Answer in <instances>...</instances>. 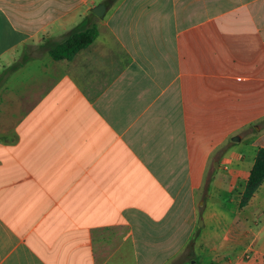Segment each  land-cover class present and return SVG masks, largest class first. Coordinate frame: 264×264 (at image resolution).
Returning <instances> with one entry per match:
<instances>
[{
    "label": "crops",
    "instance_id": "1",
    "mask_svg": "<svg viewBox=\"0 0 264 264\" xmlns=\"http://www.w3.org/2000/svg\"><path fill=\"white\" fill-rule=\"evenodd\" d=\"M0 72V264H264V0H0Z\"/></svg>",
    "mask_w": 264,
    "mask_h": 264
},
{
    "label": "trees",
    "instance_id": "2",
    "mask_svg": "<svg viewBox=\"0 0 264 264\" xmlns=\"http://www.w3.org/2000/svg\"><path fill=\"white\" fill-rule=\"evenodd\" d=\"M119 0H112L115 4ZM99 36V31L96 24L87 25L82 23L76 31L71 34L65 41L58 43L49 49V55L54 60L72 59L78 52L86 49ZM33 58L24 55L19 62H17L13 69H19ZM8 71L5 73L7 74ZM264 183V148L258 151L254 167L251 171L250 177L246 184L245 191L241 198L240 207H246L254 194L258 191L260 186Z\"/></svg>",
    "mask_w": 264,
    "mask_h": 264
},
{
    "label": "rangeland",
    "instance_id": "3",
    "mask_svg": "<svg viewBox=\"0 0 264 264\" xmlns=\"http://www.w3.org/2000/svg\"><path fill=\"white\" fill-rule=\"evenodd\" d=\"M35 51L37 53V50H35ZM4 67H5V69L3 70V72L8 69L7 64H5ZM7 71H5L4 73H6ZM0 74H1V72H0ZM250 131H255V128L252 127ZM232 142H234V139H232ZM212 171H215V168H213ZM227 176H228V174L222 173V177L223 178L225 177L224 178L225 180H226ZM223 178H221V176H220L217 181L224 180ZM211 179H212V177L210 176V178L208 179V183L211 181ZM213 182H214V180H213ZM223 204L225 206V214H226L225 221H219V219L215 216V212L220 210V208L219 209L217 207L214 208V204L211 201L208 202L207 206H205V207L203 206L204 207L203 208V214L205 213V215L207 216V220H208V224L203 227V233H204L205 237L208 236L211 238L213 236L216 237L217 234L221 235L222 224L225 223V226H226V224L232 220L234 214L231 210H229V207L231 206V204H229L226 201H224ZM215 242H216V238H214L210 241V245H214ZM249 255L251 256V254H249ZM228 256H229V254L226 257H228Z\"/></svg>",
    "mask_w": 264,
    "mask_h": 264
},
{
    "label": "water",
    "instance_id": "4",
    "mask_svg": "<svg viewBox=\"0 0 264 264\" xmlns=\"http://www.w3.org/2000/svg\"><path fill=\"white\" fill-rule=\"evenodd\" d=\"M94 13L97 15V16H99V17H103L104 16V14H105V12H106V5H99V6H97L96 8H94ZM234 139V141H240L241 140V138L239 137V136H237V137H234L233 138ZM219 164L217 163V166H218Z\"/></svg>",
    "mask_w": 264,
    "mask_h": 264
}]
</instances>
